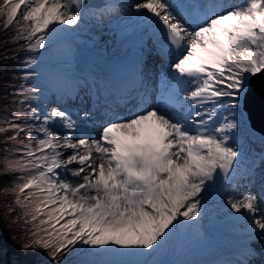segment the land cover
Here are the masks:
<instances>
[{
	"label": "snow or ice",
	"instance_id": "1",
	"mask_svg": "<svg viewBox=\"0 0 264 264\" xmlns=\"http://www.w3.org/2000/svg\"><path fill=\"white\" fill-rule=\"evenodd\" d=\"M116 12L140 50L94 134L84 123L91 112L40 105L49 83L64 79L50 66L81 26ZM0 20V31L13 32L4 43L16 46L4 59L23 51L32 70L19 79L44 85H4L17 89L9 102L19 106L0 119V134L12 133L0 142V195L12 198L4 207L28 237L22 250H43L40 264H191L163 258L203 238L207 202L219 197L251 243L215 264H264V189L228 193L242 170L264 173V148L252 157L234 137L264 74V0H0ZM145 37L167 65L156 87L144 70ZM249 120L264 132V119Z\"/></svg>",
	"mask_w": 264,
	"mask_h": 264
},
{
	"label": "rangeland",
	"instance_id": "2",
	"mask_svg": "<svg viewBox=\"0 0 264 264\" xmlns=\"http://www.w3.org/2000/svg\"><path fill=\"white\" fill-rule=\"evenodd\" d=\"M120 22L117 23L118 27H114L112 24H105V27L99 25V31H92L91 33H86L85 35H98L101 36L102 41L111 37V36H121L123 34L124 29L121 26L122 20L121 17L123 13H120ZM92 22V19H91ZM103 23H107L104 20ZM102 23V24H103ZM0 24H2V20H0ZM122 29V30H121ZM86 31L85 28L81 31ZM13 34L12 29H9L7 32L0 31V119H3L6 115H10L12 110L18 107L19 105L15 103H10L11 97H15L17 95L16 88H5V83H11L13 85H19L20 83H25L26 88L28 85H40L44 86L40 80L32 79L29 81H21L19 79L21 73L25 71L32 70L31 68H26L24 65L21 64V60L25 57V53L20 51L15 53V59H4L6 54V49L10 50L7 52L8 56H12L15 52L14 45L5 44L4 41L7 37H10ZM79 37V36H78ZM83 38V37H80ZM76 40V39H75ZM79 41V39L77 40ZM72 47L75 48L76 46L73 45L71 42L69 51L66 55H61L58 61L51 64V70H63L69 67L74 66L73 62L75 60L74 57V50L72 51ZM78 53L75 54V56ZM37 70H39L37 68ZM13 75H15V79H13ZM25 94H30L29 92L25 91ZM58 93L54 94L51 91L48 94L47 99L43 100L40 107L43 109L45 105H51L53 102L58 103L61 107H67L64 103L68 99L73 107L79 103L76 98L68 97L66 100L61 99L60 103L57 101L59 98ZM5 96L8 99H5ZM56 100V101H55ZM8 107V112L5 113V107ZM72 111V110H71ZM241 128V127H240ZM12 135L11 132H7L4 134H0V142H2L6 136ZM234 137H237V133L234 134ZM264 144V143H263ZM3 143H0V159H2L3 153ZM6 179V178H4ZM260 181V180H258ZM0 187H3V182L0 181ZM252 191V190H251ZM219 197H210L207 202V214L202 219L201 223L203 225V238L197 239L195 237H189L187 243L185 245L186 250L182 253H169L163 259L166 261H186L192 262L195 257H205L209 255L216 256L217 252H220V249H211V243L214 241V244H217V234L219 233L218 228L220 227V218H217L216 212L217 210L212 204V201ZM11 197H4L0 195V240H3V243L0 244V264H40L42 261H46V253L43 250H28L25 252L22 250V246L24 243L28 242V237L26 234L21 232V225L14 223L15 217L17 215L16 212L12 214H8L4 205L11 201ZM223 203V200H220ZM264 209V205H262ZM242 223V222H241ZM239 230L244 231V224L242 223V227ZM245 232V231H244ZM216 236V239L214 237ZM249 241V239H248ZM251 243V241H249ZM252 248L259 249V243L252 244ZM225 249V248H224ZM228 249H235L234 252H237V245L235 243L228 244ZM10 250V251H9ZM216 251V252H215ZM18 252V253H17ZM258 252V251H254ZM204 255V256H203ZM259 257V253H258ZM220 259V258H219ZM224 260H229L230 258H223ZM222 259V260H223Z\"/></svg>",
	"mask_w": 264,
	"mask_h": 264
},
{
	"label": "bare ground",
	"instance_id": "3",
	"mask_svg": "<svg viewBox=\"0 0 264 264\" xmlns=\"http://www.w3.org/2000/svg\"><path fill=\"white\" fill-rule=\"evenodd\" d=\"M127 2L131 3L132 0H127ZM107 22L109 23H113L114 27H118L117 23H119L120 21V14L119 13H113L111 15V18H107L106 19ZM128 31H130L127 35H133L135 36L137 33H135L133 30H131V26L129 25L128 26ZM133 36H125V40H129L128 42L129 43H134L136 42L137 40H132V37ZM138 36V34L136 35ZM130 46V44L128 45ZM115 55V53H113L111 56ZM100 56H103V54H100ZM81 61V59H80ZM82 63V66H83V69H82V73L84 72V69H90L91 68V63L90 62H87L86 59H83V61H81ZM156 68V67H154ZM96 70V69H95ZM97 71V70H96ZM158 70H155L153 69L151 72H157ZM77 74V72H76ZM106 75H104V78H105ZM115 78H119V75H115ZM104 80V79H103ZM122 81V87H124L125 83L123 80ZM80 82V81H79ZM158 83V82H157ZM103 89L107 90L106 88L103 87ZM116 88H113V89H110V90H107V91H112L114 92ZM92 90L94 92V86L92 85ZM85 123V122H84ZM87 124V123H86ZM93 127V126H92ZM235 190H232V192L235 193V191H237V187H233ZM232 189V188H231ZM239 196V195H237ZM212 204L214 207H216L217 209V213L218 215L217 216H221L220 219H221V229H223V234H226L225 238H224V241L225 242H230V241H239L241 236L238 234V229H239V226L241 225L240 222L236 221L234 219L235 216H232V214H230V210L227 209L226 205L220 203V199L216 198L212 201ZM227 225H232V229L233 231H228V229L226 228ZM234 225V226H233ZM243 236H246L245 233L242 234ZM214 239H216V236L214 237ZM223 243L221 242H217V244L215 245L214 244V241H212L211 243V249L212 250H215V249H221V247H223ZM225 246V245H224ZM230 253V252H228ZM221 255V254H220ZM204 256V255H203ZM215 262H217V259L213 260V261H205V257H195L191 264H214Z\"/></svg>",
	"mask_w": 264,
	"mask_h": 264
},
{
	"label": "water",
	"instance_id": "4",
	"mask_svg": "<svg viewBox=\"0 0 264 264\" xmlns=\"http://www.w3.org/2000/svg\"><path fill=\"white\" fill-rule=\"evenodd\" d=\"M258 78V79H257ZM255 80L259 81L260 83L263 84V86L261 87L259 93L261 95V99L264 102V74H261L259 76H257L256 78H254ZM253 85V83H252ZM264 110V104L261 107V110H259L261 113H263L262 111Z\"/></svg>",
	"mask_w": 264,
	"mask_h": 264
}]
</instances>
